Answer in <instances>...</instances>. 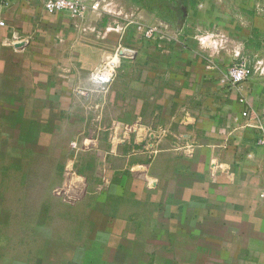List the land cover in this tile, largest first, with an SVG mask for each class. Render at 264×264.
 Listing matches in <instances>:
<instances>
[{"label":"crops","instance_id":"0c3cea01","mask_svg":"<svg viewBox=\"0 0 264 264\" xmlns=\"http://www.w3.org/2000/svg\"><path fill=\"white\" fill-rule=\"evenodd\" d=\"M115 1L180 35L156 44L109 14L0 3V264H264V76L231 84L226 52L207 68L185 24L214 27V3ZM225 20L245 58L264 56V13ZM119 47L131 56L97 89L91 72ZM70 161L90 186L75 204L52 194Z\"/></svg>","mask_w":264,"mask_h":264},{"label":"built area","instance_id":"2783aa9c","mask_svg":"<svg viewBox=\"0 0 264 264\" xmlns=\"http://www.w3.org/2000/svg\"><path fill=\"white\" fill-rule=\"evenodd\" d=\"M11 0H0L2 5H8ZM41 2L44 9L49 13L66 12L73 18H85L90 13L109 14L113 18V24L120 28H127L130 26L136 27L142 39L154 43L176 41L180 35V31L172 33L171 27L166 23L146 24L143 21L142 12L139 10L126 11L122 9L115 0H37ZM5 26L4 21H0V27ZM202 53L205 54L209 60L208 69H217L218 65L216 59L223 53H230L233 62L228 66L226 79L233 85H240L249 80L253 75L264 76V59L257 58L251 62L248 58L243 56V47L232 39L227 33L219 29H212L206 31H198L193 37ZM21 40L15 38L14 43ZM130 57V52L123 48L119 49L109 55L103 62L90 74V80L96 88L101 89L106 85L111 84L120 67L122 57ZM82 95L87 96V91H81ZM245 101V99H242ZM245 117L248 112H244ZM100 117V116H99ZM260 129H263L260 127ZM115 146L118 143L116 137L111 139ZM259 144L264 145V136L259 139ZM72 148L79 151L78 142L74 141L71 144ZM89 145H85L83 150H88ZM112 183L111 170H103L97 176V183L94 188L96 194H101L107 190ZM147 183L150 187L156 185V180L147 177ZM90 193V186L88 179L79 174L74 166V162L70 161L64 170V180L61 184L54 185L52 194L66 203L75 204L87 197Z\"/></svg>","mask_w":264,"mask_h":264},{"label":"rangeland","instance_id":"374dc122","mask_svg":"<svg viewBox=\"0 0 264 264\" xmlns=\"http://www.w3.org/2000/svg\"><path fill=\"white\" fill-rule=\"evenodd\" d=\"M196 1H198V9L199 12L201 13H204L205 8L208 6V2L214 3L217 8L216 13L218 14V20H217L218 22L214 27H209L208 26L209 24H207L208 23L207 17L204 19H200L199 16H196L193 21L192 20L188 21L187 24H185L189 30L193 31L192 36H195L196 33H198V31L212 30L214 28L219 30L222 29L220 22L222 21V23H224L226 21L225 20L226 18L229 22L232 19L233 22L240 21L243 22L245 25H247L253 13H256L258 11L264 13V0H196ZM167 13L168 12L165 11V14ZM170 15L172 14H167L168 18L172 19V16ZM175 16H177V18H174L172 21L179 20L180 23L177 24V26L180 25L179 27L182 28L186 20H181L182 17L180 16V14L178 15V13H176ZM207 16L209 19H211L213 15H207ZM169 22L170 21H168L167 17H165L162 23L169 24ZM176 23H178V21ZM226 24L228 25L227 21ZM222 31L225 32L224 30ZM259 58L264 59V56H261Z\"/></svg>","mask_w":264,"mask_h":264}]
</instances>
